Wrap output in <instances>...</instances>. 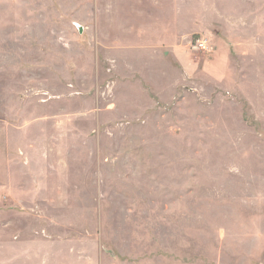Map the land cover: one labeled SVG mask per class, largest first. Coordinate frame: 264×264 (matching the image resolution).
<instances>
[{
    "label": "rangeland",
    "instance_id": "1",
    "mask_svg": "<svg viewBox=\"0 0 264 264\" xmlns=\"http://www.w3.org/2000/svg\"><path fill=\"white\" fill-rule=\"evenodd\" d=\"M125 1L0 0V264H264V0Z\"/></svg>",
    "mask_w": 264,
    "mask_h": 264
},
{
    "label": "crops",
    "instance_id": "2",
    "mask_svg": "<svg viewBox=\"0 0 264 264\" xmlns=\"http://www.w3.org/2000/svg\"><path fill=\"white\" fill-rule=\"evenodd\" d=\"M149 1H151V3H155V4H157L156 5V7L158 8V9H169V8H167V7H169L168 5H163L162 6V0H149ZM125 2H128L129 4H131L132 6L133 5H136V4H138L139 2L140 3H145V0H126ZM132 6L130 7V9H132Z\"/></svg>",
    "mask_w": 264,
    "mask_h": 264
},
{
    "label": "built area",
    "instance_id": "3",
    "mask_svg": "<svg viewBox=\"0 0 264 264\" xmlns=\"http://www.w3.org/2000/svg\"><path fill=\"white\" fill-rule=\"evenodd\" d=\"M207 44H206V40L203 38V39H197L195 44H194V47H198V48H206Z\"/></svg>",
    "mask_w": 264,
    "mask_h": 264
}]
</instances>
